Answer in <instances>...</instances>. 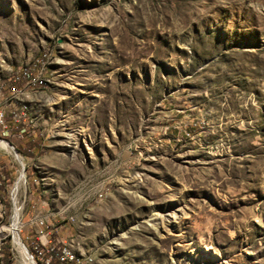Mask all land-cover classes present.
<instances>
[{
  "label": "rangeland",
  "instance_id": "obj_1",
  "mask_svg": "<svg viewBox=\"0 0 264 264\" xmlns=\"http://www.w3.org/2000/svg\"><path fill=\"white\" fill-rule=\"evenodd\" d=\"M37 63L0 98V264H43L37 216L52 261L264 264V0H0V83Z\"/></svg>",
  "mask_w": 264,
  "mask_h": 264
},
{
  "label": "built area",
  "instance_id": "obj_2",
  "mask_svg": "<svg viewBox=\"0 0 264 264\" xmlns=\"http://www.w3.org/2000/svg\"><path fill=\"white\" fill-rule=\"evenodd\" d=\"M39 63L36 64V69H38L40 66H38ZM42 68V67H41ZM22 71L17 70L14 73L11 74V77L8 79L9 83L6 81L7 85H5V81L0 83V98L6 99V97L11 96L12 94H17L21 91H24V88L27 87H38L39 84L42 83L43 77L35 76L33 71ZM17 85V86H16ZM5 89H8L9 96L5 93ZM7 113L3 109H0V128L6 129L8 125V122L14 126V137L16 140H21L23 137L24 130L22 128L18 127L20 124H18L20 118L16 117V115L11 112V115L9 116L8 120L5 119ZM17 124L19 126H17ZM7 131V129H6ZM32 224L36 227V241H33L30 243V246L32 248L33 254L37 259H40L43 264H48L49 260L51 259V250L53 246L51 245V240L49 239V230L46 225V218L42 216L34 217ZM56 259L59 261H70L64 252V247H61L58 249V252L56 254ZM90 258L84 256V262L82 263H73L72 264H87L88 260ZM71 262V261H70Z\"/></svg>",
  "mask_w": 264,
  "mask_h": 264
},
{
  "label": "bare ground",
  "instance_id": "obj_3",
  "mask_svg": "<svg viewBox=\"0 0 264 264\" xmlns=\"http://www.w3.org/2000/svg\"><path fill=\"white\" fill-rule=\"evenodd\" d=\"M34 67L36 68V64H34ZM34 70V69H33ZM25 71H30L29 69L28 70H25ZM31 71H32V69H31ZM7 143H5V142H2V141H0V146L1 147H7V145H6ZM7 149V148H6ZM9 149H11V148H9ZM16 155V154H15ZM11 230V232H13V231H15V229L14 228H11L10 229ZM18 241V240H17ZM19 243V242H18ZM20 244V243H19ZM23 251H24V253L26 254V252H25V250L23 249ZM64 252H65V254H66V257L71 261V262H74V263H82V262H84V260H81V259H79V258H77V257H69L68 256V253H67V250H65L64 249ZM26 262H25V264H33V263H31L30 262V260H29V258H28V255L26 254ZM30 256V255H29ZM31 259V258H30ZM91 259H89L88 260V262L90 261Z\"/></svg>",
  "mask_w": 264,
  "mask_h": 264
},
{
  "label": "trees",
  "instance_id": "obj_4",
  "mask_svg": "<svg viewBox=\"0 0 264 264\" xmlns=\"http://www.w3.org/2000/svg\"><path fill=\"white\" fill-rule=\"evenodd\" d=\"M72 264L70 261H59L58 259H55L52 261V259L49 260L48 264ZM74 263V262H73Z\"/></svg>",
  "mask_w": 264,
  "mask_h": 264
}]
</instances>
